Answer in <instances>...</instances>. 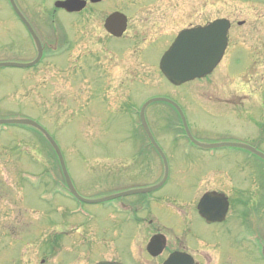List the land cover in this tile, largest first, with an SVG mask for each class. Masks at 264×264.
<instances>
[{
  "label": "rangeland",
  "instance_id": "374dc122",
  "mask_svg": "<svg viewBox=\"0 0 264 264\" xmlns=\"http://www.w3.org/2000/svg\"><path fill=\"white\" fill-rule=\"evenodd\" d=\"M55 1L57 0H17V5L25 13L40 41L44 43L45 51L48 49L46 58L61 52L58 56L62 61L67 60L66 67L60 70L55 63L57 59L51 58V62L45 61L34 70L37 74L35 78H33V72H25L26 70L23 69L0 68V119L17 116L38 120V113L33 110H36V105L41 106L53 118L50 120V118L39 115L40 119H47L51 122L41 123L45 129L51 131L50 133L61 147L68 173L80 196L95 198L109 195L140 184L155 183L161 178L160 162L153 154H149L150 150L146 148V140L140 129L137 130L135 126L133 127V123L138 121L136 116L130 117L126 111L130 105L136 104L139 108L140 102L148 96L151 97L157 93L171 96L169 98L176 101L184 111L188 129L192 135L200 136L212 143L226 140L224 138L227 136L226 131L233 130L232 125L219 119L215 108L208 115L200 107L195 106L202 103L201 100L188 104L185 97L193 94L199 87L204 85L210 87L211 82H218L220 78L225 82L223 84L231 87H242L243 83H247L248 72L245 67L241 69L245 72H240L239 69L242 60H247L248 56H251L245 48L254 52L251 57L256 61L264 59V18L259 16V13H264L262 8L264 0H245L246 3L255 1L256 4H260L257 14L249 10L251 6L235 1L233 2L237 10L235 14H230L228 9L220 11L221 6L217 0H204L205 8L203 10H201L203 6L195 0H175L178 2L173 9L165 5L158 6L155 0L113 1L111 2L112 7L109 8L123 6L122 10L130 14L128 16L134 23L127 39L121 45L123 50L129 48V52H120L119 54L114 53L116 44L113 46L109 44L112 41L108 40L109 37L103 30L104 19L111 11L107 12L99 7L94 10L95 15H87V11H85V14H80L76 18L75 16H66L63 12L56 10L53 6ZM103 10L106 13H103ZM227 16L232 19L234 30L232 29L233 31L230 32L232 40L227 50L228 53L217 71L204 81L192 82L173 89L157 69V58L170 41L168 36L171 33L176 34L180 29L187 28L191 24L201 25ZM145 17L153 19H148V22L150 20L146 24L148 31L138 32L136 24H139L140 19H145ZM259 19H262L261 22L256 21ZM241 21H244L246 25L239 28L236 23ZM251 25L260 29L256 31L253 28L254 31L251 32ZM153 27H159L156 31L163 30L162 33L165 35L161 37V33L157 38ZM134 34L138 35V40H140L139 44H136L139 47L136 53H133L135 47L132 46L134 44L131 37ZM128 40L129 42H127ZM50 45L56 51L49 52ZM106 49L108 50L106 51ZM34 56V48L27 32L13 17L8 8V1L0 0V62L27 61ZM74 59L83 64L85 70L82 69V72L77 73L78 75L75 74L74 86L69 90L72 81L69 78L73 76V67L76 69L72 64ZM87 59H90V62L92 59H110L106 71L111 72L105 81L109 85V90L114 87V89L126 88L128 90L126 94L130 96L125 102L124 111L116 109L110 113V116L115 114L114 118L107 119L102 124H100L99 116L97 114L95 116V112H93V116L88 109H85L88 104L87 98L90 97L89 91H92L90 89L93 88L92 78L89 76L91 72L88 70V74L86 69ZM115 59H117L116 62ZM249 61L250 59L246 62L249 63ZM116 65L119 68L114 69ZM51 66L53 68L48 69ZM83 77L84 79H82ZM123 77L124 86H119L118 81ZM136 82L138 83L136 84ZM211 87L216 90L218 88L213 84ZM137 92L138 96L134 97L133 95ZM39 93L41 94L40 98ZM70 94L73 95L71 98ZM114 94H116L115 98L119 99L118 91H113L112 95ZM131 98L132 100H130ZM77 100L80 105L78 109ZM107 101L110 102V98ZM116 103L117 107H120V102ZM184 104H188V106ZM247 107H250L251 110L255 108V105L247 101L243 108ZM159 108L148 111L147 120L149 125L159 132L156 137L167 153L170 168L169 180L162 190L155 193L156 197L153 196L156 201L157 199L163 201V207L159 204L152 205L146 213L138 212L136 215L138 219H145L144 216L148 217L147 213H150L153 215V220L157 219L161 225H166L167 221L173 220V215L169 214L168 210L172 209V203L168 199L172 192L178 195L182 185H187L194 191L197 185L193 180L195 173L205 169L225 170L236 175L237 180L240 181V172H247L252 168H262L257 162L248 159L247 155L239 149L220 148L214 151L212 157L194 147L187 148L184 153L181 146L184 147L185 141L178 137V145L174 144L171 141L173 137L171 132L163 127L164 121L167 122V126L173 125L168 120L170 119L169 115L162 121L161 117L158 120L155 116L157 113L150 114V112L155 113ZM167 110L164 109V111ZM159 115L162 116V111H159ZM262 120L264 121V117ZM110 121L112 122L108 124ZM104 126L107 128L105 138ZM8 131L0 137V170H4V175L1 174L2 170L0 171V264L56 263L58 262L56 257L63 258L66 253H70L67 251L72 249V239H64L62 235H55V232L71 233L75 227L83 228L79 232L92 234L94 250L89 258L91 263L107 259L121 264H160L161 259L147 258L149 256H146L145 248L150 235L147 233L146 236L145 228L139 232L136 222H129L127 226L125 222H122L125 213H117L116 206H108L109 203L84 204L80 208L86 213V216H72L69 212L73 210L75 204L65 200L62 195H58L56 196L58 205L53 200V204L48 205L49 208H47L41 201V196L50 190L54 196L53 187L55 185L59 187L60 181L64 184L51 149L33 132H26V130H20L13 126H10ZM176 131L177 129L174 131L175 134H177ZM255 131V135H257L258 129ZM8 133H12L9 139L17 140L16 145L19 148L16 151L14 150L15 145H8ZM178 135H180L179 132ZM252 135H254L253 131ZM19 142L22 143L21 147ZM20 149L24 150L22 156L17 154ZM15 156L21 160L14 158ZM42 167L47 170V175L44 178H41L43 177ZM23 172L29 176L24 182L20 176ZM31 177L41 178L38 188H32ZM14 184L15 186H13ZM22 184H29V188L25 186L21 189ZM192 191L184 193L185 200L189 201L193 198L195 194ZM141 198L142 196L131 197L129 202L134 204ZM58 207L66 209L68 212L54 213L53 211ZM202 229L200 226L195 227V231L203 232L205 237H211L207 229L204 231ZM136 234L140 235L134 240L135 242L131 243L132 235L136 237ZM170 241L172 242L173 239ZM85 242L83 240L84 245H87ZM222 242L230 244L228 240H222ZM210 243L212 245L207 244L206 249L214 253L216 248L213 244H217V242L210 239ZM53 244L58 254H53L55 250H52L50 255H45L48 250L52 249ZM217 245L218 260L221 264L228 261H232V264H263L260 257L252 251H242L238 248L231 250L230 256L227 250L219 249L221 247L220 238H218ZM240 245L247 248L250 246L246 240L240 241ZM190 247L199 248L196 243ZM222 247L225 246L222 245ZM208 250L205 253H208ZM81 251L80 249L73 250L75 258L71 255L72 259L64 258L61 264H78L80 258H84L81 256ZM76 257L78 258L76 259ZM50 259L51 262H49ZM72 260L75 263L71 262ZM207 260H211L210 254H208ZM207 262L204 261L203 264H207Z\"/></svg>",
  "mask_w": 264,
  "mask_h": 264
},
{
  "label": "flooded vegetation",
  "instance_id": "af4514ba",
  "mask_svg": "<svg viewBox=\"0 0 264 264\" xmlns=\"http://www.w3.org/2000/svg\"><path fill=\"white\" fill-rule=\"evenodd\" d=\"M113 1L116 0H100L96 4H92L87 0V6L82 12H80V14H85V11H87V15H95L94 10L99 7L105 9V11L107 12L111 11L110 13L116 11L125 13V11L122 10L123 6H117L118 8L113 9L109 8L112 7L111 2ZM195 1L199 2L200 5L203 4V1L201 0ZM177 2L178 1L175 0H155V3L158 6L165 5L172 9L177 6ZM105 11L103 10V13H106ZM80 14H74V16L78 18V15ZM99 15L101 14L99 13ZM127 17L129 19L128 31H130V28L134 23H132L131 18L128 15ZM151 17L140 19V23L136 24L138 32L148 31L146 30V24L150 22V20L152 19ZM148 19H150L149 22ZM96 29H98V27H96ZM157 29H159V27H153L154 34L158 38L164 31L161 30L160 32H158L156 31ZM163 35L165 34L162 33L161 37ZM137 38L138 35L134 34L135 42L137 41ZM113 45H115V43H113L112 46ZM110 47L111 46L109 45L108 48L110 49ZM115 48L116 52H126L121 47H117V45H115ZM107 50L108 49H106V51ZM133 52H137V48H135ZM116 60L117 59H115L114 61L116 62ZM263 60L256 61V63H254L255 61L250 63V73L248 77L249 87L246 86L245 83L242 84V87H231L228 85H223L218 81L217 90L204 85L202 87H199V89H196L193 94L186 95L185 97V100L187 102L192 99L191 96H199L200 99L208 103V105L204 104L205 107H208V109L205 110L208 114H211L212 112L209 109L211 105V107H215L219 119H221L224 123L229 122L232 125L234 129L231 131H226L227 136L224 137L226 140L223 141L243 142L251 145L252 147H255V149L257 150H260L262 146L263 141L261 139H264V131L262 130L264 128L262 120V117L264 116ZM114 61L113 63L115 64ZM108 62L109 60L99 59L98 62H94L92 63V65L98 66H95L94 69L96 68L97 74H99L103 70V68L107 67ZM117 68H119L118 65L114 67V69ZM110 72L111 71H108L107 73L110 74ZM123 80L124 77L121 78L120 81H118L119 86H124ZM216 85L217 83L214 84V86ZM114 88L111 90H113L114 92L115 90L118 91L121 96L118 94L119 99L113 98L112 101H119L124 107L125 102L128 100V97H130L128 94H126L128 90L126 88L120 87H118L119 89ZM96 90H103L102 94H100L99 92L95 94L100 96L101 99L105 96V94L108 93V90L104 88H97ZM247 101H249V103H254L255 108L251 110L250 107H247L246 109L243 108L244 106H246ZM113 105L114 104H112L111 106ZM254 128L258 129L259 136L252 135V131H254ZM203 153L206 155L205 152ZM247 154L251 157H255L249 152ZM155 157L157 158V156ZM240 173V181L237 180L236 175L225 170L205 169L204 171L195 173L193 175V180L197 185L194 191H192L187 185H182V189L178 195L173 192L172 194L170 193L171 195L169 194L170 197L168 200L170 203H172L173 207L172 209L168 210L170 211L169 214L173 215V220L167 221L166 225H161L160 222L153 221V215H151L150 213H147V218L150 219H147L146 216H144L146 219L143 220H147V223L142 222L141 228L139 230L145 228L144 232H146V236L147 233L150 235V237L153 235L162 234L167 239L166 247L160 256V264L171 253L177 251L185 252L191 255L194 259V264H203L204 261L206 263L208 261V253H205L208 250L206 249L207 240L212 239L218 243V238L221 239V247H219V249L227 250L228 253L231 250H234L233 248L237 247L238 241H248V244L250 245L249 248L244 246L243 248L247 251H252L257 255L259 254L261 257V261L264 264V259L261 256V251L264 244V169L252 168L247 172L242 171ZM187 191H192L195 195L189 201L185 200V198L182 200L181 197L183 198L184 193ZM208 192H215L217 194H220L226 200L227 206L225 215L218 223H206L198 215L197 212V204L200 197L204 193ZM141 201L144 204L142 206L143 209H141L144 210L143 213H146L152 205L154 206L159 204V201H156L153 198L151 200ZM221 202L218 204L219 206H221ZM176 203L178 204V206L175 205ZM197 226L203 228V231L207 229L211 237H205L203 232L195 231V227ZM171 239H173L172 242L170 241ZM191 240L200 241V247L197 249H193V247H190L191 245H193ZM222 240H228L230 241V244H224ZM222 245L225 247H222ZM214 248H216L214 249V257L213 254H210L211 260L208 261L207 264H218V245L214 246Z\"/></svg>",
  "mask_w": 264,
  "mask_h": 264
},
{
  "label": "water",
  "instance_id": "95a60500",
  "mask_svg": "<svg viewBox=\"0 0 264 264\" xmlns=\"http://www.w3.org/2000/svg\"><path fill=\"white\" fill-rule=\"evenodd\" d=\"M11 4L13 9L15 10L16 14L20 18V20L25 24L28 31L30 32L32 38L34 39L35 43L38 46L39 55L38 58L41 56V49L38 43L37 38L35 37L33 31L23 18V16L18 12L16 9L14 3L12 0ZM84 6V2H81L80 0H66L64 2H56L55 7L57 8H63L68 12H73L75 10L81 9ZM105 28L114 36H120L122 32L125 29V17L119 13H115L111 15L105 23ZM229 28V22L226 20H216L210 24H208L205 27H198L194 29L184 30L182 31L177 38L175 39L174 43L171 45L169 50L165 53L163 58L160 62V69L164 76L167 78V80L172 83L175 86H179L181 84H184L186 82H189L191 80H194L196 78H201L205 76L206 74L210 73L215 66L219 63V61L222 58V55L224 53V50L227 45V30ZM30 65H19V64H11V63H0V67H27ZM155 101H165L169 102L165 99H153L151 102ZM171 103V102H169ZM172 104V103H171ZM142 119V118H141ZM0 123H21V124H29L31 126H34L41 130L51 145L54 147L56 153L58 154V157L61 162V166L63 168V173L66 177V183L68 185L69 190L77 197L78 199L82 200L86 203H99L103 201H107L113 198L131 195V194H139V193H148L152 192L154 190H157L159 187H161L165 181V178L161 183L154 187L145 188V189H136L127 191L118 195H114L111 197H108L106 199L91 201V200H85L81 199L74 191L72 184L70 180L68 179V176L66 174L64 164L61 158V155L52 141V139L46 134L44 130L38 127L35 123L28 121V120H20V121H0ZM143 126L145 131L148 133L147 128L143 122ZM149 134V133H148ZM189 135V133L187 132ZM150 137V136H149ZM151 139V137H150ZM191 141L194 142V140L191 139ZM154 143V142H153ZM196 143V142H195ZM155 145V143H154ZM218 146H241L246 147L245 145H237V144H222ZM156 149L160 151V149L155 145ZM204 148L209 147H217L216 146H203ZM261 157L264 158L261 154H259ZM163 160L164 156L162 155ZM166 168V166H165ZM167 172V168H166ZM206 198V197H205ZM204 198V199H205ZM207 199V198H206ZM207 200H205L206 202ZM201 206V207H200ZM200 213L203 216L209 215V208L210 204H202L200 205ZM163 241L160 240L158 237L151 240L149 246H148V252L151 253L153 256H156L159 254L160 250L163 248ZM264 252V251H263ZM99 264H117V263H111V262H102ZM164 264H192V259L182 253H175L171 255L168 260Z\"/></svg>",
  "mask_w": 264,
  "mask_h": 264
},
{
  "label": "bare ground",
  "instance_id": "6f19581e",
  "mask_svg": "<svg viewBox=\"0 0 264 264\" xmlns=\"http://www.w3.org/2000/svg\"><path fill=\"white\" fill-rule=\"evenodd\" d=\"M250 12V11H249Z\"/></svg>",
  "mask_w": 264,
  "mask_h": 264
}]
</instances>
